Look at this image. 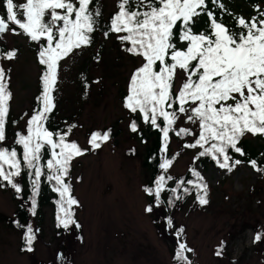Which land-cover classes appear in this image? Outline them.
<instances>
[{"label": "snow or ice", "instance_id": "6c2138e0", "mask_svg": "<svg viewBox=\"0 0 264 264\" xmlns=\"http://www.w3.org/2000/svg\"><path fill=\"white\" fill-rule=\"evenodd\" d=\"M210 2L211 8L209 0H118V11L103 33L105 38L116 34L125 52L142 59L130 76L124 107L131 113L139 112L145 124L161 133L162 155L158 166L164 174L156 177L154 186L143 189L154 197L155 207L165 203L161 199L165 191L171 194L167 200L170 207L193 191L201 206L209 203L208 183L194 166L189 168L194 179L181 178L175 187L167 188L168 181L175 177L166 174L175 156H179V153L172 158L167 155L170 133L181 139L194 137L193 142L183 144L185 149H201L194 162L209 157L219 169L229 173L246 163L230 155V150L243 157L246 153L238 145L246 134L264 137V10L259 4L254 5L257 15L246 19L233 15L223 0ZM91 3L92 0H25L17 4L14 0H3L6 14L0 15V36L22 33L40 45L38 62L44 68L37 107L31 116L24 114L28 116L25 130L17 132L14 140V145L22 149L21 156L15 146H3L13 93L9 86L10 69L0 64V187L10 186L17 194L21 193L23 189L17 178L27 171L32 193L30 211L35 216L43 177L58 194L57 227L64 229L81 227L74 218L73 209L79 206V201L72 195L69 173L72 161L89 149L68 139L77 125L53 132L47 123L56 108L53 93L57 90L60 62L75 50L90 46L92 34L99 26L101 12L90 8ZM215 9L221 13L219 19ZM225 14L233 16L235 27L230 28L223 22ZM202 15L207 17V28L195 32L193 26ZM16 57L15 49L0 50V60L12 61ZM178 71L184 78L174 93ZM181 115L186 123L197 126L198 132L188 127L177 129ZM129 127L133 133L139 130L134 120ZM110 138V129L91 133L90 149H99ZM46 148L50 155L44 161ZM247 164L255 172L264 174V164L256 159H249ZM153 210V205L145 208L148 213ZM166 222L169 228L173 227L170 216ZM17 227L26 229L22 237L25 247L21 250L34 251L38 230L19 222ZM184 231L179 227L177 237ZM262 239L264 232L258 231L253 243ZM223 247L221 242L216 256H222ZM193 251L180 242L174 259L178 264H192L187 253Z\"/></svg>", "mask_w": 264, "mask_h": 264}, {"label": "rangeland", "instance_id": "374dc122", "mask_svg": "<svg viewBox=\"0 0 264 264\" xmlns=\"http://www.w3.org/2000/svg\"><path fill=\"white\" fill-rule=\"evenodd\" d=\"M23 1L14 0L17 4ZM103 2L107 18L116 10L118 0ZM227 3L232 14L244 18L254 10L245 0ZM4 12L0 0V15ZM93 36L90 46L75 50L62 61L54 92L57 119L75 123L72 141L90 150L72 163L83 239L58 231L55 210L49 205L34 220L38 230L35 252L21 254V234L7 220L14 216L17 204L0 187V264H174L175 232L181 226L185 233L179 241L194 250L187 253L192 264H264V239L253 243L255 234L264 232V180L247 162L231 173L214 164H199L211 186L212 202L205 209H196L192 204L182 208L174 214L172 228L165 223L162 227V209L153 215L145 211L149 199L143 186L150 179L143 166L146 145L130 131L131 118L120 99L142 59L123 53L115 37L105 38L101 31ZM36 47L38 44L22 33L0 36V48L17 50V57L3 64L12 70L15 117L31 112L39 89L41 69ZM182 80L183 73L178 71V86ZM85 83L89 87L85 88ZM25 122H21L22 127ZM180 122L183 127L197 129L186 123L184 116ZM109 127L118 132V137L92 151L88 143L91 133ZM187 140L193 141L194 137ZM249 141L253 147L264 144L254 136ZM183 144L179 137H173L171 151L181 154L172 167L175 175L188 169L197 152L185 149ZM237 159L243 160L241 156ZM154 219L159 220L161 234ZM221 242L223 254L216 256Z\"/></svg>", "mask_w": 264, "mask_h": 264}, {"label": "trees", "instance_id": "16d2710c", "mask_svg": "<svg viewBox=\"0 0 264 264\" xmlns=\"http://www.w3.org/2000/svg\"><path fill=\"white\" fill-rule=\"evenodd\" d=\"M245 1L247 3H249L251 6H253V8H254V5H257V4L260 5V3H264V0H245ZM23 2H25V0ZM23 2H21V3H23ZM223 2L225 3L226 8L229 11H231V7L227 3V0H223ZM18 4H20V2ZM104 7L105 6H104L103 0H92V3L90 4V8H98L100 10V12H101V16L99 18V26H98L97 30L95 31L96 33L98 31H101L102 33H104V31L107 30V26H108V24L110 22V18L114 15V13H116L118 11V8L116 6V10L113 13H111L109 17L106 18L105 17V14H104ZM209 7L210 8L212 7L210 0H209ZM261 9L264 10V6H262ZM215 11H216L217 17L219 19L221 17V13L219 12L218 9H215ZM5 14L6 13L4 12V15ZM233 15H235V14H233ZM254 15H257L255 9L250 12V15L248 17L246 16L245 18L246 19H250ZM236 16H240V14H238ZM21 17H22V15H21ZM222 19H223V22L227 26H229L230 28L235 27V23H234V20H233V16L225 14V15H223ZM193 28H194V31L195 32H199V31L205 30L207 28V17L204 16V15H202L199 18H197L196 19V23L194 24ZM17 30H19V29L17 28ZM94 33H93V35H94ZM93 35H92V40H94V36ZM108 37H115L116 43L118 44L120 50L123 53H125V54H127L130 57L135 58V59L136 58H140V57H136V56H133V55L125 52L123 50V47L124 46H122L121 42L117 39L116 34H110ZM42 43H43V41H42ZM178 46H181L182 47V45H178ZM39 47H40V45H38V48L36 47V51H35L37 57H38ZM0 50H3V49L0 48ZM62 61L60 62V64L62 63ZM0 64L3 65L4 64V60H0ZM38 64H39V62H38ZM39 66H40V69H41V72H40V75H39V89H38V92H37V94H36V96L34 98V103H33L32 110H31V112L30 111L28 112V116H31L32 113H33V109L37 107V100H36V98L40 95V93L42 91L41 75H42V72H43L44 68L40 64H39ZM3 67H4V65H3ZM9 69H10V72L8 73L9 76H10L9 86H10V90L13 93V75H12V70H11V68H8L6 70H9ZM180 85L178 86V81H177V77H176V80L174 82V88H173V92L174 93L179 89ZM128 93H129V85H128V89L127 90H123L121 92V94H120V99H121V101L123 103V106H124V103H125V98L128 95ZM13 97H14V94H13ZM126 110L128 111L129 116L131 118L130 123L134 120L138 124V129H139L138 132H136V133H133L132 132V134L134 136H136L142 143H144L146 145V151H145V154H144L145 156H144L143 166L150 173V179L143 186V189H144L145 186H154L153 185V182L156 179V177L159 176V175H161V174H164L163 171L158 166L159 163L161 162V155H162L161 154V151H160L161 145H162L161 133L159 132L158 129L153 128L151 125L145 124L143 122V120L141 118V114L139 112H137V113H131L128 109H126ZM58 113H59L58 109L55 108V110L52 112V114L50 116V119H49V121L47 123V127L51 131H53V132H56V131H65L67 129L68 125L75 124V123H64V122L59 121L57 119ZM28 116L23 115V116L15 117V115L13 114V98H12V101L10 103V112H9V115H8L7 125H6V140H5L4 144H3V146L9 147V148L15 146L17 148L18 154L21 155V156H22V149L20 148V146L14 145V140H15L16 133L17 132H23L25 130L24 129L25 127H22L21 122L24 121V120L26 121L28 119ZM181 117H182V115H181ZM13 121H16L17 123L16 124H13ZM160 123L162 124V121H160ZM180 127H183V126H182V124L180 122V119H179L177 121L176 128L178 129ZM109 129L111 130V139H115L116 137H118L119 134H118V132L113 127H109L108 129H104V130H95V131H100L101 133H103V132H105V131H107ZM191 129H193V128H191ZM74 130H75V128L72 130L71 135L68 137V139L70 141H72V135L74 133ZM193 131H194V129H193ZM196 131L198 132V128L196 129ZM170 136H171V142L169 143V146H168L167 155H168L169 158H172V157L175 156V154L177 152L176 153H173L171 151L172 139L175 136V134L174 133H170ZM250 136H253V135L246 134L241 139L240 144L238 145V146L242 147L244 149L245 153H246V155L243 156L242 158L246 162L249 159H256L258 161V163L264 164V156H261V154L264 153V144L261 145L259 148L258 147H253L250 144V141H249ZM188 137H184L183 139H181V138L180 139L184 143H191V142H193V141H188L187 140ZM254 137L256 139L264 142V137H261L259 135L254 136ZM102 145H103V143H102ZM193 150L194 151H197L196 154H195V156L198 154L199 151H201V149H199V148H196V149H193ZM88 152H90V150ZM49 155L50 154H49L48 149L47 148L44 149L43 150V160L46 161L49 158ZM180 155L181 154L179 153V156H175V160H174L173 165L181 157ZM230 155H232L236 159L239 157V154H236V153L232 152L231 150H230ZM72 163H73V161H72ZM72 163H71V170H70L69 176H70V182H71V185H72V195L76 198V195H75V192H74V186L72 184V176H73V171H74V167H73V164ZM199 164H205V165L214 164V165H216L215 162L213 160H211L209 157H201L199 160H196L195 162L193 161L190 164V166L188 167V169L183 174H181V175H175V174L172 173V167H173V165H172V167L168 169V172H167L166 175H171V176L175 177V179L172 180V181H168L167 188L170 189V188L175 187L176 186V181L179 180V179H181V178H183L185 180L194 179V177H192L191 174H190V172H189V168L194 166L197 170H199V168H198V165ZM201 174L203 175L202 172H201ZM260 177L264 180V174L260 173ZM205 180H206V178H205ZM17 182L20 183V185L22 186V189H23V191L21 193H19V194H17L15 192V190L12 189L10 186H3V187H1V189L4 192L10 193L12 195L13 200L17 204V209H16V211L14 213V216L12 218H7V220L10 223V225L17 232H19L21 234L20 253L23 254V255H26V254L31 255L36 250V243H37V240H38V236H37V239H36V241L34 242V245H33L34 251H32V252L22 251L21 249L25 247L24 242L22 240V237H23L24 232H25L26 229L25 228H19V227H17V222H19L21 225H25V226H27V225L30 224L35 229L36 226L34 225V220H36L38 217H40L43 209L46 206H49L50 205L55 210V222H56V227H57L58 221H57L56 217H57V213H58V205L56 204V201H57V199L59 197H58V194L57 193H55V192H53L51 190V186L42 177L41 178L40 195L37 197V201H38L37 212H36V215L33 216L31 214V211H30V207H31L30 201H31V195H32V193H31V180L29 178L28 172L27 171H23L22 174H21V176L17 178ZM207 183H208V188H209V195H208L209 203L207 205H204V206H201L196 201V194H195L194 191H193V193L191 195L184 196V199L183 200L176 201L174 207H170L167 204V200L169 199V197L171 195L170 192H168V191H165V192H163L161 194V199L164 200L165 203H163L159 207H155L154 197L149 196V195H147L145 193L147 195L148 199H149V204L148 205H153L154 206L153 212L152 213H148V214L149 215H153L154 213H157L158 212V209H162V211L164 212V217L163 218H160L159 220L161 222H163L162 223V227H163V225H165V224L167 226V222H166L167 221V217L170 216L173 219V223H174V214L176 212L180 211L182 208L186 207L189 204H192L191 206L192 207L194 206L196 209H205V208H207L211 204V202H212V189H211V186H210V184H209L208 181H207ZM189 187H191V186L189 185ZM73 210L75 212L74 218L81 225V223H80V221H79V219L77 217V208H76V206H74V209ZM159 220L154 219V223H155V226H156L158 232L161 234V231L163 229H162V227H160V224L158 223ZM167 228H169V227L167 226ZM57 230L58 231H61L62 233L66 234L68 236H71V235H75L76 236L77 235L76 237L78 239H83L82 225H81L80 228H76L75 226H71L69 229H64L62 227H57ZM184 233H185V231H184ZM175 234H176V232H175ZM181 236L175 238L177 240V242H175V248L173 250V259H174L175 253L177 251V248H178V243H180L179 240H180ZM174 264H178V262L175 259H174Z\"/></svg>", "mask_w": 264, "mask_h": 264}]
</instances>
